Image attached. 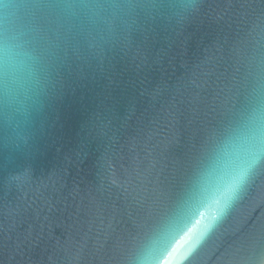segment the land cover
Returning a JSON list of instances; mask_svg holds the SVG:
<instances>
[{
  "label": "water",
  "instance_id": "1",
  "mask_svg": "<svg viewBox=\"0 0 264 264\" xmlns=\"http://www.w3.org/2000/svg\"><path fill=\"white\" fill-rule=\"evenodd\" d=\"M34 57L0 98V264H264V160L195 249L221 145L264 101V0H0Z\"/></svg>",
  "mask_w": 264,
  "mask_h": 264
},
{
  "label": "clouds",
  "instance_id": "2",
  "mask_svg": "<svg viewBox=\"0 0 264 264\" xmlns=\"http://www.w3.org/2000/svg\"><path fill=\"white\" fill-rule=\"evenodd\" d=\"M196 11L198 0H190ZM14 11L0 13V98L9 102L27 97L35 76L34 57L14 31ZM264 160V101L255 104L219 148L204 186L214 191L210 211L202 215L190 246L195 249L227 216L252 170ZM185 231L180 217L170 218L144 244L137 264H159L160 250L174 244Z\"/></svg>",
  "mask_w": 264,
  "mask_h": 264
}]
</instances>
